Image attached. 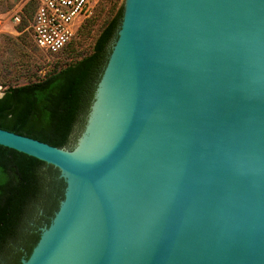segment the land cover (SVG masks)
<instances>
[{"label":"water","instance_id":"1","mask_svg":"<svg viewBox=\"0 0 264 264\" xmlns=\"http://www.w3.org/2000/svg\"><path fill=\"white\" fill-rule=\"evenodd\" d=\"M0 145L65 182L20 264H264V0H123L74 147Z\"/></svg>","mask_w":264,"mask_h":264},{"label":"trees","instance_id":"2","mask_svg":"<svg viewBox=\"0 0 264 264\" xmlns=\"http://www.w3.org/2000/svg\"><path fill=\"white\" fill-rule=\"evenodd\" d=\"M120 11L105 23L89 53L75 58L76 38L42 78L7 86L0 95V128L72 149L92 103ZM89 20L90 16L78 32ZM26 24L23 21L17 30L24 31ZM64 188L58 168L0 145V264H20V254H30L40 228L57 210Z\"/></svg>","mask_w":264,"mask_h":264},{"label":"rangeland","instance_id":"3","mask_svg":"<svg viewBox=\"0 0 264 264\" xmlns=\"http://www.w3.org/2000/svg\"><path fill=\"white\" fill-rule=\"evenodd\" d=\"M122 2L123 0H104L96 6L88 25L78 32L74 44L78 49L75 58L91 51L100 30L121 8ZM5 21L6 18H3L0 22V95L7 86L39 80L46 68L58 59L56 55H49L35 46L29 31H17L11 22ZM64 60L65 58L62 61Z\"/></svg>","mask_w":264,"mask_h":264},{"label":"built area","instance_id":"4","mask_svg":"<svg viewBox=\"0 0 264 264\" xmlns=\"http://www.w3.org/2000/svg\"><path fill=\"white\" fill-rule=\"evenodd\" d=\"M104 0H0V22L15 30L26 21L32 42L49 55H60L78 36L83 21ZM29 6V9H27ZM18 31V30H17Z\"/></svg>","mask_w":264,"mask_h":264},{"label":"flooded vegetation","instance_id":"5","mask_svg":"<svg viewBox=\"0 0 264 264\" xmlns=\"http://www.w3.org/2000/svg\"><path fill=\"white\" fill-rule=\"evenodd\" d=\"M22 248V247H21ZM25 256H24V253L22 252L21 254H20V256H19V261H21V259L22 258H24ZM4 264V263H3Z\"/></svg>","mask_w":264,"mask_h":264}]
</instances>
